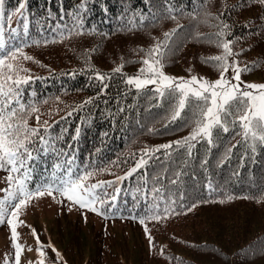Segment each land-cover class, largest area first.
<instances>
[{"label":"trees","instance_id":"trees-1","mask_svg":"<svg viewBox=\"0 0 264 264\" xmlns=\"http://www.w3.org/2000/svg\"><path fill=\"white\" fill-rule=\"evenodd\" d=\"M20 2L5 0L3 23L6 37L12 35L10 28H18V35L22 37L25 20L30 38L50 37L55 35L53 30L58 25L71 27L73 11L80 12L86 29L84 33H74L63 41L47 45L29 44L24 51L40 63L33 60L21 62L31 70L29 74L36 77L24 85V99H29L35 92L36 98L46 101L38 105L42 113L41 123L44 120L49 122L50 131L58 137L57 147L69 155L74 152L78 162L91 158L98 167L111 166V172H98L92 181H110L123 176L140 157V150L144 147L175 141L191 131V108L171 121L169 99H161L152 92L138 95L131 87L125 91L124 78L137 73L145 54L143 49L154 42V37L162 38L164 32L177 24L182 26L173 38V47L177 50L165 57L163 67L186 74L203 72L207 76H217L218 70L211 63H205L202 57L214 56L222 50L194 37L195 32L215 33V20L209 24L185 14L195 8L196 0H83L86 4L83 9L79 7L82 0H23V17L13 12L9 24L7 13L19 7ZM169 4L179 9L175 20L166 15ZM222 4L229 6L225 19L233 25L228 38L232 35L244 37L234 44V49L245 48L239 55V63L259 61L258 67L243 72L242 76L264 78V30L255 32L264 24L260 19L264 17V4L260 0H208L207 11L218 13ZM233 5L236 7H231ZM133 10L149 18L152 14L164 18L144 28L120 30L121 23L128 24ZM136 19L138 21L139 17ZM246 21L253 22L250 28L244 26ZM92 28L95 30L89 32L88 29ZM190 36L193 38L189 39ZM86 62L92 67H85ZM121 64L123 67L119 72L113 71ZM94 69L111 74L106 80L108 88L100 95L97 93L101 83L92 76ZM57 96L59 101L55 99ZM86 97L93 99L71 115H65L69 108H75ZM120 106L123 111L118 110ZM56 108L60 111L49 114V109ZM29 123L36 124L35 114ZM78 126L80 134L73 139ZM241 139L230 130L229 133H219V142L213 145H208L206 139L198 140L187 166L183 167L182 175L174 184L169 181L183 163L187 152L184 146L177 149L174 145L168 157L164 155L166 150L160 149L131 176H124L118 183L114 181L111 186H106L109 194H113L117 186L121 189L117 200L107 203L114 204L122 213L109 214L107 218L137 227L146 236L147 250L139 251L135 257L128 242L123 241L120 253L98 251L95 264H264V199L260 198L264 197V145L258 146L253 155L243 144H237ZM228 145L235 147L231 156L220 164V155ZM205 157L208 163L202 165ZM55 159V153L47 156L41 153L37 176L45 167L51 170ZM113 161L119 167L111 164ZM165 168L167 178L160 180L163 192L157 195L165 199L174 196L180 206L176 207L174 215L160 221H145L152 238L150 245L144 225L133 216L145 214L144 177L148 181L147 203L151 204L153 176ZM0 174L4 175L2 180L0 178L2 190L6 185V171L0 169ZM228 195L234 198L226 199ZM7 228L6 221L0 222V229ZM5 258L2 253L1 260ZM49 259L63 264L56 256Z\"/></svg>","mask_w":264,"mask_h":264},{"label":"snow or ice","instance_id":"snow-or-ice-1","mask_svg":"<svg viewBox=\"0 0 264 264\" xmlns=\"http://www.w3.org/2000/svg\"><path fill=\"white\" fill-rule=\"evenodd\" d=\"M260 3L264 4V0H260ZM207 4L208 0H196L195 8L185 14H190L194 19H202L205 23L212 24L213 19L216 22L213 25L217 28L215 33H194L195 38L204 39L222 50L214 56L202 57L205 63H211L218 70L215 79L196 74L187 77L174 76L163 70L165 57L177 50L173 47V38L176 35V30L182 27L180 24L164 32L162 38L154 37V42L147 49H143L145 54L141 57L142 64L137 73L126 75L124 78L125 91L131 87L137 90L138 95L141 92H152L153 95L159 96L161 99L165 97L169 99L171 101L169 120L171 121H175L177 117H181L184 110L191 108L189 119V123L192 124L191 131L187 136L175 141L144 147L140 150V157L123 176L114 177L110 181L96 180L93 182L91 178L98 172H111V166L101 165L98 167L91 158L82 163L78 162L74 152L69 155L68 152L57 147L58 137H54L50 131L51 125L47 120L41 123L42 113L38 105L46 101L36 98L35 92L29 99H24V85L36 77L30 75L31 70L21 62L22 60L35 61V57L24 51L29 44L43 43L47 45L50 42L63 41L66 36L70 37L74 33H84L86 29L80 12L73 11L71 27L64 25L61 28L58 25L53 30L55 35L50 37L30 38L26 20L22 37L18 35V28H10L9 31L12 35L6 37L3 23L5 0H0V169L6 171V187L0 190L4 192V195L0 197V222L6 221L10 226L11 244L14 249L12 259L8 254H5L4 264H21L24 245L18 241L20 233L17 231V226L25 223L19 217L33 198L49 195L56 199L59 196L61 203L69 202V207L78 205L80 208L89 209L105 217L109 214L121 215L118 207L107 203L108 201L115 202L121 189L117 186L114 193L109 194L105 190L106 186H111L114 181L118 183L124 176H131L141 166L146 165L160 149L166 150L164 153L166 157L170 156L174 145L177 149L181 146L187 149L181 167L173 172V178L169 181L174 184L182 175L183 167L187 166L188 159L192 156V149L198 140L206 139L208 145H213L219 142V133H229L231 130L242 138L237 141V144H243L246 149L251 150L253 155L256 154L258 146L264 145V82L242 80V73L258 67L259 61L248 64L239 63V55L245 51V48L234 49V44L244 37L232 35L231 38H228L233 28V25L225 19V12L230 10L229 6L222 4L221 11L213 13L207 11ZM79 7L81 9L86 7L83 0ZM231 7H236V5ZM23 8L24 3L21 0L19 7L7 13L9 24L13 12L19 13L23 17ZM178 11L179 9L172 7L171 4L165 10L166 15L174 20L177 18ZM137 16L139 17L138 21ZM163 18L164 16L158 14H152L149 18L143 13L133 10L128 24L121 23L120 30H128L131 27L144 28ZM260 19L264 21V17H260ZM146 21H148L147 24ZM252 23V21H246L244 26L250 28ZM94 30V28L88 29L89 32ZM261 30H264V24L258 26L255 32L259 33ZM104 35H110V33H104ZM192 38L189 37V39ZM9 41L11 42L9 43ZM92 51H95V48ZM35 62L40 63L39 61ZM85 67L91 68L92 66L86 62ZM122 67L123 64L118 65L113 71L119 72ZM92 76L101 83L100 91L97 93L100 95L108 88L106 80L111 78V74L94 69ZM148 85H152L153 88H147ZM55 99L59 101L60 97L57 96ZM92 99V97H86L75 108H69L65 115H71L73 111L81 109ZM119 99L117 97V100ZM118 110L123 111V106H120ZM48 111L49 114H52L59 112L60 109H49ZM33 114H35V125L29 123ZM41 128H43V132ZM62 131H66V129H62ZM79 134L78 126L73 139H76ZM234 147L235 145L225 147L219 158L220 164H223L231 156ZM97 151L99 150L97 149ZM41 153L45 156L55 153L56 159L51 170L45 167L43 172L37 176V164L41 159ZM247 154L246 150L245 155ZM207 163L208 160L205 157L201 164L206 165ZM111 164L119 167L115 161ZM166 178L167 168L161 173L154 174V183L151 188L153 202L148 204V181L147 177H144L145 214L138 217L133 216L144 225L145 233L149 235L150 245L152 238L148 233V225L145 221H160L162 218L176 214L175 209L180 206L177 205L174 196L165 199L164 196L157 195L163 192L160 180ZM225 198L232 199L234 197L228 195ZM260 198L264 199V197ZM106 205L107 207H105ZM193 206L195 205L193 204ZM32 232L36 235L34 228ZM36 240L37 259L30 264H46L47 254L38 235H36ZM52 247L56 252V259H62L59 251L54 246ZM51 264H56V261H52ZM64 264L67 262L65 261Z\"/></svg>","mask_w":264,"mask_h":264},{"label":"rangeland","instance_id":"rangeland-1","mask_svg":"<svg viewBox=\"0 0 264 264\" xmlns=\"http://www.w3.org/2000/svg\"><path fill=\"white\" fill-rule=\"evenodd\" d=\"M163 70L167 74L180 77H187L191 74L209 79L217 77L207 76L203 72L186 74L164 67ZM242 80L264 82V78L253 75L242 76ZM147 88L151 89L153 86L148 85ZM2 175L0 174V178ZM1 192L0 197L4 194L3 191ZM60 200L59 196L53 199L49 195L33 198L21 212L19 219L25 222L17 226V231L20 233L18 241L24 245L21 264H30V262L36 261L38 255L36 253V235L39 236L47 254L46 264L52 262L49 257L56 256L52 246L61 254L63 264L65 261L67 264H95V255L98 251L103 254L109 250L120 253L123 241L128 242L130 252L135 257L139 251L147 250L146 236L137 227L132 228L131 225L123 221L107 218L89 209L80 208L78 205L69 207V202L61 203ZM33 228L36 230V235L32 232ZM13 251L10 226L8 225L7 229H0V264H4L1 254L9 256L11 253L10 259H12Z\"/></svg>","mask_w":264,"mask_h":264}]
</instances>
